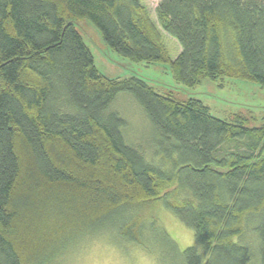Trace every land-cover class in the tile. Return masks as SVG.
Listing matches in <instances>:
<instances>
[{
    "label": "trees",
    "instance_id": "trees-1",
    "mask_svg": "<svg viewBox=\"0 0 264 264\" xmlns=\"http://www.w3.org/2000/svg\"><path fill=\"white\" fill-rule=\"evenodd\" d=\"M155 12L144 0H0V264H55L107 229L144 247L159 205L194 230L181 264H264V123L106 77L76 27L90 21L117 54L167 64L187 87L264 89V0H161ZM121 94L148 129L136 139L112 109Z\"/></svg>",
    "mask_w": 264,
    "mask_h": 264
},
{
    "label": "rangeland",
    "instance_id": "rangeland-1",
    "mask_svg": "<svg viewBox=\"0 0 264 264\" xmlns=\"http://www.w3.org/2000/svg\"><path fill=\"white\" fill-rule=\"evenodd\" d=\"M144 1L155 17L161 0ZM76 27L93 53L97 69L106 77L126 79L136 76L161 95H172L180 101H201L210 108L214 117L221 120L230 122L240 116L247 119L249 127L264 123V89L260 84L236 78L211 80L203 77L196 86L187 87L175 81L167 64L137 63L117 54L105 44L101 33L90 21L84 20ZM166 41L175 57L180 46L168 36ZM132 101L129 95L121 94L112 109L127 119L133 134L131 137L136 139L139 134H146L148 129ZM153 219H156V229L150 226ZM145 220L146 229L150 227V231L145 230L147 244L144 243V247L107 229L102 234L80 241L82 244L74 246L55 264H181L184 251L195 244L194 230L162 205L153 209ZM121 222L117 219L114 227ZM251 237L253 235L248 234L243 241H251L248 240Z\"/></svg>",
    "mask_w": 264,
    "mask_h": 264
}]
</instances>
